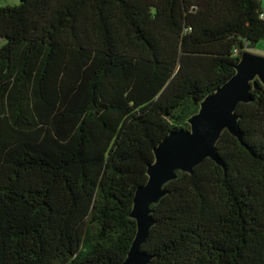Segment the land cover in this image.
<instances>
[{"label":"trees","instance_id":"trees-1","mask_svg":"<svg viewBox=\"0 0 264 264\" xmlns=\"http://www.w3.org/2000/svg\"><path fill=\"white\" fill-rule=\"evenodd\" d=\"M264 43V0L0 7V264H122L164 138ZM264 49V48H263ZM150 204L147 264H264V85Z\"/></svg>","mask_w":264,"mask_h":264},{"label":"water","instance_id":"water-1","mask_svg":"<svg viewBox=\"0 0 264 264\" xmlns=\"http://www.w3.org/2000/svg\"><path fill=\"white\" fill-rule=\"evenodd\" d=\"M257 76L264 85V55L246 50L237 65L236 76L203 102L199 114L191 121V131L169 135L156 148L157 162L149 168L150 180L136 190L132 216L138 220L139 229L128 259L122 264H147L149 257L141 251V245L153 222L149 206L164 195L162 186L174 178V170L192 171L206 158L221 163L215 143L224 128L242 139L234 110L240 102L250 99Z\"/></svg>","mask_w":264,"mask_h":264},{"label":"rangeland","instance_id":"rangeland-1","mask_svg":"<svg viewBox=\"0 0 264 264\" xmlns=\"http://www.w3.org/2000/svg\"><path fill=\"white\" fill-rule=\"evenodd\" d=\"M20 0H0V7L1 6H4V5H15V4H18ZM264 43L263 42H260L258 44V47L257 48H248L246 49L247 51H251L252 53H255V54H260V55H264ZM259 77V76H257ZM256 77V78H257ZM255 78V79H256Z\"/></svg>","mask_w":264,"mask_h":264}]
</instances>
